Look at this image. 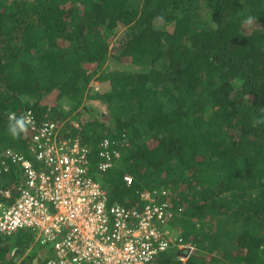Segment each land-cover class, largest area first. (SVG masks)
Returning a JSON list of instances; mask_svg holds the SVG:
<instances>
[{"label":"trees","instance_id":"obj_1","mask_svg":"<svg viewBox=\"0 0 264 264\" xmlns=\"http://www.w3.org/2000/svg\"><path fill=\"white\" fill-rule=\"evenodd\" d=\"M132 1L0 0V149L30 158L27 109L36 123L67 119L110 202L170 190L174 241L193 250L182 261L169 246L154 264H264V0ZM94 80L107 90L90 92ZM121 135L101 171L98 142ZM24 187L0 150L8 203ZM32 239L1 233L0 264H33L36 249L22 256Z\"/></svg>","mask_w":264,"mask_h":264},{"label":"built area","instance_id":"obj_2","mask_svg":"<svg viewBox=\"0 0 264 264\" xmlns=\"http://www.w3.org/2000/svg\"><path fill=\"white\" fill-rule=\"evenodd\" d=\"M22 114L32 129L31 155L47 168L36 171L31 161L13 155L12 161L22 164L25 187L13 203L0 200V234L36 230L43 242L53 243L60 257L47 264H154L157 251L168 245L154 225L171 216L168 199L157 202L148 197L141 212L108 206L105 192L77 164L87 152L82 142L61 138L54 121L36 123L30 109Z\"/></svg>","mask_w":264,"mask_h":264},{"label":"clouds","instance_id":"obj_3","mask_svg":"<svg viewBox=\"0 0 264 264\" xmlns=\"http://www.w3.org/2000/svg\"><path fill=\"white\" fill-rule=\"evenodd\" d=\"M105 115V113H103ZM46 120H50V119H46ZM51 121H54L56 122L58 125H59V134L61 136V138H70V139H78L79 141H81L79 138L77 137H72L70 135H68V130L65 128V123L67 122V119L66 120H62L61 122H58L56 120H51ZM73 125H77L76 124V120L74 119L73 122H71ZM25 127V124L22 122V121H19L17 120L16 121V124L15 125H12L10 127V131L13 135H17L20 131H23ZM127 136L125 135H121L120 137V140L118 141V139H112L110 137H107V136H104L102 137V139L98 142L100 148H98V155L99 156H102L104 159L100 162H98V168L105 172L107 170H109L110 168H112L115 164V161L117 160V158H119V153L117 150H115L118 146V144L120 143V146L123 145L125 139H126ZM127 140H128V137H127ZM82 142V141H81ZM31 145V143H29L27 145V151H29V155H30V158H28L27 156H25L24 154L22 153H18L16 150L12 149V148H3V149H0V150H3V152L5 153V155L8 157V159L12 161V157L13 155H15L16 153L19 154L20 156H23L25 157L26 159H28L29 161H31L32 165H33V168L36 170V171H40V170H43V169H46L47 166L38 161L35 156H32L31 155V152L30 150L28 149V146ZM82 145L86 147L87 151H88V147L85 143L82 142ZM7 150L10 152L7 153ZM87 152H86V155L83 156V158L77 163L78 165H82L83 167H85V170L87 172ZM13 163H18L20 166H21V170H22V173H23V168H22V164L20 161H16V162H13ZM106 163V166L103 167L102 165ZM100 165L102 166V168L100 167ZM85 172V177L87 178H90L93 182L97 183L99 185V187H101V189L105 192V196H106V199H107V205L110 206V205H121L125 208H130V207H136L138 209L139 212H141L142 210L144 211L147 204L149 203V200H148V197L149 198H153V197H156V201H160V200H164V199H168V201L170 202V206L172 205V200L171 198L169 197V192L168 190L169 189H166V188H153V189H143V190H140L138 193H137V198L135 199V202L130 205V206H127V205H124L118 201H114V202H110L109 201V193L107 192V190L101 186L100 182L98 180H95L93 178H91L89 175H87V173ZM125 177H128L130 180L129 182L126 181ZM23 180H24V176H23ZM132 176L130 174H128L127 172H124L122 174V182H124L127 186L130 185L132 183ZM170 191V190H169ZM4 192H7L8 193V196L5 195ZM163 195L162 197H158V195ZM12 196V192L11 190L9 189H4V190H0V200L5 203V204H11L13 203V201L16 199V197H12V202L11 203H8V200L11 198ZM173 216V213L171 211V216L167 219H165L164 223H159V222H154V225L158 228L157 230L160 232V235H161V238L165 239L167 242H168V245L167 247L169 246H173V245H176L177 246V249L178 251H181V253H178L177 257L181 260L182 258H187L188 254L191 253V251L193 250V247L189 244V243H181L180 241H174L176 239V237L174 236V240L173 241H170V240H167L166 239V230H165V227L166 225H168V229H167V232H170L171 229L174 228L173 225H171L169 223V221L171 220ZM25 232L27 233H31L33 235V238L36 237L33 241V246H36V248H34L32 246V242L31 244L29 245L31 248V250H37V257L35 258L33 264H47V261L48 260H53L54 262H57L60 260V257H57L56 254L58 253L56 248H54V245L53 243L51 242H43L42 241V238L40 235L37 234V231L36 230H33L31 228H28V229H25L24 230ZM14 233V232H13ZM12 234V233H11ZM174 234V233H173ZM176 234V233H175ZM166 247V248H167ZM180 247V248H178ZM165 248V249H166ZM164 249V250H165ZM35 250V251H36ZM163 250H159L157 251V254L155 255V258L162 252ZM67 255H65L63 258H65ZM68 258L71 260L72 258V254L68 253ZM39 259H42V261L39 263L38 260ZM155 260V259H154ZM183 261V260H182Z\"/></svg>","mask_w":264,"mask_h":264},{"label":"rangeland","instance_id":"obj_4","mask_svg":"<svg viewBox=\"0 0 264 264\" xmlns=\"http://www.w3.org/2000/svg\"><path fill=\"white\" fill-rule=\"evenodd\" d=\"M132 2H137V0H133ZM89 86H90V92H95V91H98L99 89H101V90H105L106 88H107V86H108V81H104V82H99V81H97V80H94V81H91L90 82V84H89ZM107 90V89H106ZM84 104L86 105V106H88L91 110H97L98 112H103V113H105L106 111H107V108H106V106H105V104L104 103H102L100 100H95V99H88V100H86L85 102H84ZM75 114H78V117L80 118V119H83V120H85V119H90V116H89V114H86L83 110H79V111H77ZM106 114V113H105ZM69 120H70V122H73V120L74 119H70L69 118ZM28 149L30 150V145L28 146ZM169 227H168V225H166V227H165V230H166V239L167 240H170V241H173L174 240V236H175V232L171 229V231L170 232H167V229H168ZM176 228V226H174V229ZM18 232H25L24 230H18L17 232H14V233H12V234H10V235H13V234H15V233H18ZM30 233V232H29ZM174 233V234H173ZM31 234V233H30ZM36 237H34L33 239H32V246H33V240L35 239ZM10 242H15L14 241V239H12V240H10ZM34 248H36V246H33ZM31 248L32 247H30L29 245H28V247L25 249V252L23 253V255L22 256H26V255H28L29 253H30V251H31ZM178 248H180V247H178ZM21 256V257H22ZM21 257H20V259H21ZM17 260H19V259H17ZM181 260H185V258H182Z\"/></svg>","mask_w":264,"mask_h":264}]
</instances>
